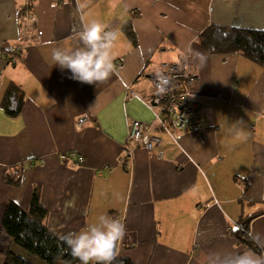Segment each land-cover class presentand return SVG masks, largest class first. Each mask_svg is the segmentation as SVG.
I'll list each match as a JSON object with an SVG mask.
<instances>
[{
    "label": "crops",
    "instance_id": "0c3cea01",
    "mask_svg": "<svg viewBox=\"0 0 264 264\" xmlns=\"http://www.w3.org/2000/svg\"><path fill=\"white\" fill-rule=\"evenodd\" d=\"M91 20L118 32L113 72L97 84L51 60ZM212 25L264 29V0H89L81 10L77 0H0V264L10 251L28 257L3 217L10 201L29 209L36 189L59 237L101 214L123 223L117 257L132 264H210L214 253L243 252L230 230L238 221H249L264 256V67L200 47ZM182 60L196 77L202 129L176 142L156 127L163 142L152 151L129 142L133 119L155 117L149 74ZM10 85L23 92L16 116L2 106ZM16 167L21 180L9 185Z\"/></svg>",
    "mask_w": 264,
    "mask_h": 264
},
{
    "label": "trees",
    "instance_id": "16d2710c",
    "mask_svg": "<svg viewBox=\"0 0 264 264\" xmlns=\"http://www.w3.org/2000/svg\"><path fill=\"white\" fill-rule=\"evenodd\" d=\"M198 44L211 53L240 54L264 67V29L212 25L201 33ZM22 102L23 92L20 87L10 85L2 104L6 114L10 116L19 114ZM21 173V167L9 169L5 174V182L9 185H18ZM248 222L238 221V227L235 226L230 230L244 245V251L251 249L259 252L261 247L249 230ZM3 227L14 243L28 254L27 257L10 251L4 264H80L63 244V237H59L49 228L48 210L41 202L38 189L34 190L29 209L22 208L14 201L7 204ZM112 264H132V262L125 257H116Z\"/></svg>",
    "mask_w": 264,
    "mask_h": 264
},
{
    "label": "clouds",
    "instance_id": "9594fccd",
    "mask_svg": "<svg viewBox=\"0 0 264 264\" xmlns=\"http://www.w3.org/2000/svg\"><path fill=\"white\" fill-rule=\"evenodd\" d=\"M89 0H77L78 10L87 6ZM118 32L110 30L99 20H91L74 34V43L66 42L53 47V65L71 72V79L86 84H97L109 79L113 72L112 49ZM163 91V88H160ZM236 135H242L236 129ZM126 235V227L115 218L101 214L93 223L84 225L77 232L63 237V244L80 264H112L119 255V243ZM210 264H264V256L251 251L217 252Z\"/></svg>",
    "mask_w": 264,
    "mask_h": 264
},
{
    "label": "built area",
    "instance_id": "2783aa9c",
    "mask_svg": "<svg viewBox=\"0 0 264 264\" xmlns=\"http://www.w3.org/2000/svg\"><path fill=\"white\" fill-rule=\"evenodd\" d=\"M55 1L62 3L64 0ZM124 66V59L121 58L117 63V69L121 70ZM149 77L156 89V93L149 103V107L155 112L154 120L144 122L133 119L127 140L143 145L152 151L163 142L161 137L152 133L156 127L168 132L176 142L182 131L186 129L200 131L204 118L194 97L196 77L191 72L186 60L178 63H164L158 71L149 74ZM160 88H163V91ZM87 119V116L80 117L77 123L78 128H81ZM126 150V154L131 156L132 150ZM66 157L83 163V157L75 152L69 153ZM238 225L236 223V227Z\"/></svg>",
    "mask_w": 264,
    "mask_h": 264
},
{
    "label": "rangeland",
    "instance_id": "374dc122",
    "mask_svg": "<svg viewBox=\"0 0 264 264\" xmlns=\"http://www.w3.org/2000/svg\"><path fill=\"white\" fill-rule=\"evenodd\" d=\"M250 251L253 252V253H255V254H257L255 251H253V250H251V249H250Z\"/></svg>",
    "mask_w": 264,
    "mask_h": 264
}]
</instances>
